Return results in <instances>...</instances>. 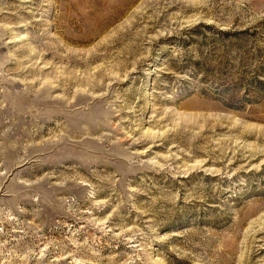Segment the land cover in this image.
Returning <instances> with one entry per match:
<instances>
[{
  "label": "rangeland",
  "instance_id": "rangeland-1",
  "mask_svg": "<svg viewBox=\"0 0 264 264\" xmlns=\"http://www.w3.org/2000/svg\"><path fill=\"white\" fill-rule=\"evenodd\" d=\"M0 264H264V0H0Z\"/></svg>",
  "mask_w": 264,
  "mask_h": 264
}]
</instances>
